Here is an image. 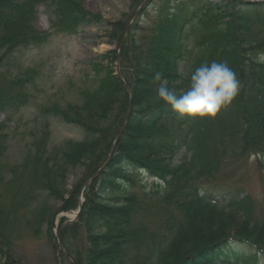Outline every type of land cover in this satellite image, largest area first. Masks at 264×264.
Wrapping results in <instances>:
<instances>
[{
  "label": "trees",
  "instance_id": "trees-1",
  "mask_svg": "<svg viewBox=\"0 0 264 264\" xmlns=\"http://www.w3.org/2000/svg\"><path fill=\"white\" fill-rule=\"evenodd\" d=\"M41 6L54 8L59 35L75 33L87 16L78 0H0V114L30 103L37 70L11 68L21 52L52 36L33 25ZM140 23L129 27L120 52L130 95L114 75L118 55L110 50L90 65L100 78L79 92L78 105L37 111L77 127L81 140L50 148L45 123L30 133L23 160L10 165L0 125V264H24L14 250L29 239L56 254V235L60 264H264V203L232 181L251 158L264 163V0H184L157 13L146 36ZM112 27L119 46L124 23ZM211 60L226 61L240 82L215 117H181L155 99L157 72L179 89L185 73ZM70 168L83 169L71 189ZM142 174L151 187L138 185ZM80 196L79 216L59 218L56 234L57 215L77 210Z\"/></svg>",
  "mask_w": 264,
  "mask_h": 264
},
{
  "label": "rangeland",
  "instance_id": "rangeland-1",
  "mask_svg": "<svg viewBox=\"0 0 264 264\" xmlns=\"http://www.w3.org/2000/svg\"><path fill=\"white\" fill-rule=\"evenodd\" d=\"M78 1L87 16L80 23L79 29L71 35L55 34L53 23H56L57 16L54 13V8L38 7L33 25L38 31L51 33L52 36L42 46L21 52L17 56V64L11 68L13 73L17 71V67L35 69L38 76L35 78L33 86L29 88L30 103L18 111L0 114V125H5L3 131L9 136L8 149L4 158L10 165H15L23 160L25 153L30 148L32 140L30 133L41 128L45 123H48L51 134L50 148H58L68 140L78 142L83 138V132L77 127L65 125L53 117L40 118L37 111L51 105L57 104L64 107L67 103L78 105L81 102L79 92L91 89L100 78L97 77L90 65L100 63L99 57L110 50L116 51L118 55L119 46L114 39L112 25L118 22L124 23L122 37L129 19L143 0L139 3H135L134 0ZM183 1L169 0L166 3V0H150L146 6L147 12L137 16L138 20H141V35L149 34L157 13L164 8L175 9ZM194 5L196 4L194 3ZM194 5L189 4L188 7L193 8ZM137 18L133 20L132 24ZM126 32L125 39L130 35L129 28ZM106 64L105 61L103 65ZM256 159V157L251 158L247 164L239 167L241 170L237 169L232 181L242 191L248 193L255 202L263 205L264 163L261 166L255 162ZM82 171V168H70L67 174L69 189L81 178ZM138 185L146 188L151 187L152 180L142 174ZM50 204L54 208L58 207L54 201H50ZM74 211L71 210L68 212L69 214L63 215L70 220ZM54 232L57 233L56 230ZM14 254L17 258L24 259V264H54L56 256L52 247L33 239L20 244L14 250Z\"/></svg>",
  "mask_w": 264,
  "mask_h": 264
},
{
  "label": "clouds",
  "instance_id": "clouds-1",
  "mask_svg": "<svg viewBox=\"0 0 264 264\" xmlns=\"http://www.w3.org/2000/svg\"><path fill=\"white\" fill-rule=\"evenodd\" d=\"M186 86L169 87L161 73L154 76L159 81L155 99L163 102L181 117H215L228 107L237 96L240 82L226 61H205L184 74Z\"/></svg>",
  "mask_w": 264,
  "mask_h": 264
},
{
  "label": "water",
  "instance_id": "water-1",
  "mask_svg": "<svg viewBox=\"0 0 264 264\" xmlns=\"http://www.w3.org/2000/svg\"><path fill=\"white\" fill-rule=\"evenodd\" d=\"M148 1L149 0H144L140 5H139V8L137 9V11L132 15V17H131V19L129 20V24L127 25V27H126V29L124 30V34H123V36H122V40H121V44H120V47H119V51H118V54H119V52H120V50L122 49V47H123V45H124V39H125V36H126V31H127V29H128V27H129V25H130V23L132 22V20L140 13V11L142 10V8L148 3ZM119 61H120V54L118 55V57H117V60H116V73H115V75L117 76V78H118V80L120 81V82H122L123 84H124V86H125V83H124V81H123V78H122V76L120 75V71H119ZM126 87V86H125ZM127 88V90H128V92H129V94H130V90L128 89V87H126ZM129 110H128V112H127V114H126V116H125V118H124V123L127 121L126 119L128 118V115H129V112H130V109L131 108H128ZM124 123H123V125H124ZM123 125H122V127L120 128V130H119V133H118V135L116 136V138H115V140H114V145H116V143H117V141L119 140V138L121 137V135H122V130H123ZM107 163V162H106ZM104 164L103 166H102V168L101 169H99L98 171H96L93 175H92V177L90 178V179H88L86 182H85V184H84V186H86V185H89L90 183H92V181L95 179V178H97L98 177V175L102 172V170H103V168L105 167V165H107V164ZM81 206H82V199H81V201H80V203H79V206H78V210L76 211V212H74V213H72V219L70 220V222L72 223V221H74L77 217H78V215L80 214V212H81ZM61 215H63V214H61ZM61 215H59V217L61 216ZM56 239H57V243H58V241H59V237L57 236L56 237ZM59 252H60V245H59V243H58V246H57V264H59V258H60V254H59Z\"/></svg>",
  "mask_w": 264,
  "mask_h": 264
}]
</instances>
